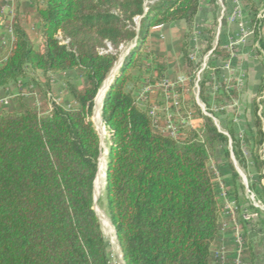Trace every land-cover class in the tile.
Wrapping results in <instances>:
<instances>
[{
    "label": "trees",
    "instance_id": "16d2710c",
    "mask_svg": "<svg viewBox=\"0 0 264 264\" xmlns=\"http://www.w3.org/2000/svg\"><path fill=\"white\" fill-rule=\"evenodd\" d=\"M21 1L36 2L37 39L23 20ZM199 1L152 0L144 13L145 0H16L13 40H7L8 48L0 49V91L23 83L30 74L39 76L49 110L40 113L22 105L18 111L0 112V264H111L94 211L101 145L91 118L97 95L117 63L118 49L134 41L137 44L100 109L109 136L105 212L123 262L220 264L216 254L231 220L209 162L228 138L197 107L195 117L203 120L202 125L172 137L155 128L150 103L139 102L128 89L130 82L137 85L140 74L148 70L140 58L147 30L180 21L190 24ZM247 3L255 9L253 0ZM141 16L136 31L135 19ZM9 18L0 10V33ZM252 23L264 55L259 34L264 18ZM212 55L223 60L230 57L219 45ZM186 62L190 67L187 58ZM210 66L215 68L213 62ZM71 71L79 73L78 84L64 81L66 105H62L50 93L52 77ZM208 83L211 79L206 75L199 99L210 110L213 97ZM219 90L225 92L224 85ZM252 115L253 126L242 137L247 158L231 129L228 135L240 168L256 177H247V190L264 206L262 87L252 102ZM229 174L226 196L232 198L235 220L244 233L241 263L261 264L247 231L251 221L247 212L257 214L255 226L262 231L264 214L251 205L244 207L248 203L241 196L245 186L231 164ZM233 256H229L230 264Z\"/></svg>",
    "mask_w": 264,
    "mask_h": 264
},
{
    "label": "rangeland",
    "instance_id": "374dc122",
    "mask_svg": "<svg viewBox=\"0 0 264 264\" xmlns=\"http://www.w3.org/2000/svg\"><path fill=\"white\" fill-rule=\"evenodd\" d=\"M15 2L16 0H0L1 14L10 16L9 20L4 22V29L0 33V49L2 50L8 48V39L13 40L11 29ZM151 2L152 0H145L144 13L147 11V5ZM253 2L255 9L248 5L247 0H215V2L200 0L198 12L190 24L180 21L147 30L140 58L148 70L145 69L140 74L137 85L130 82L128 89L133 91L136 98L145 92L143 98L138 101L146 100L152 106L151 108L156 107L160 112L158 127L162 130L170 121L177 128L176 136L189 128L197 129L202 125L203 120L195 117V107L200 110L203 116L211 118L218 131L228 138L227 145L220 148L209 162L220 195H226L229 190V167L231 164L240 177L241 183L245 186V194L241 196L245 195L244 199L248 203H245L244 207L247 208L251 205L264 214V206L259 205L255 198L252 200V196L247 195V177L249 176L251 179L256 177L248 175V170L244 171L240 168L234 156V144L228 135V130L231 129L235 139L240 140V150L247 158V147L242 142V137L253 126L252 102L257 97L258 89L264 88V55L255 40L252 23L255 18H264V1L253 0ZM41 6L42 4H40ZM20 7L23 20L32 28V37L37 39L39 32L36 28V2L21 1ZM142 19L143 16L135 19L136 31L140 30ZM259 34L264 41V26ZM136 44L137 42L134 41L118 49L117 63L104 85L110 78L113 80L116 75H119L121 66ZM217 45L229 53V59L223 60L212 55V50ZM186 58L191 64L190 67L187 65ZM212 62L215 65L214 69H210ZM160 68L163 69V79L161 80L158 79ZM114 71H116L115 75H113ZM216 71H218L217 74ZM78 74L77 71H73L67 76L52 77L50 93L58 103L66 105L64 81L78 84ZM206 75L211 79V83L207 85L209 93L213 97V101L210 103L211 111L199 99L200 85ZM150 78L154 80L152 84L149 82ZM133 79L135 80V77ZM221 84L224 85L225 92L218 91ZM162 85L166 86L167 90L163 91ZM178 88L180 91H177ZM43 89L44 81L39 76L28 75L23 83L9 88L8 96L12 100L4 110L18 111L22 105H28L36 108L40 113H44L48 105L42 97ZM231 91L235 92L236 96H233ZM174 100L178 105L172 104ZM159 102L163 103L162 107L158 104ZM101 105L102 102L98 107V118L96 117V98L91 120L100 138V159L106 163L109 136L100 118ZM161 112H164L165 115H162ZM225 153H228V158L225 157ZM262 183L264 184V180ZM104 188L105 179L98 189L94 188V211L102 228L111 264H124L115 230L105 212ZM225 199V208L235 211L232 198L227 196ZM247 214L251 218L247 225V231L252 239L253 251L260 263L264 264V231L255 226L257 214L250 210ZM234 216L236 219V213ZM224 221L228 224L227 218ZM238 228L239 234L242 236L243 229ZM229 229L228 233L224 235L226 239L221 245L228 255V264L231 262L229 256H233L231 244L235 238L232 226Z\"/></svg>",
    "mask_w": 264,
    "mask_h": 264
},
{
    "label": "built area",
    "instance_id": "2783aa9c",
    "mask_svg": "<svg viewBox=\"0 0 264 264\" xmlns=\"http://www.w3.org/2000/svg\"><path fill=\"white\" fill-rule=\"evenodd\" d=\"M162 88H163V91L167 90V87L164 85H162ZM144 93L145 92H142L141 94H139L138 100L143 98ZM166 99H168V98L166 97ZM10 100H11V98H8V97H4V98L0 99V112H1V110H3L5 108V106H7L9 104ZM172 104L174 106L178 105L176 100H174L172 102ZM150 115L153 118V123H154L155 128L160 129L158 127V120H159L158 109L156 107H153L150 110ZM168 122H169L168 125L165 128H163L162 131L168 132L170 134V136L175 137L176 134H178L177 128L174 127L170 121H168ZM247 195L252 196L251 199L253 200L254 196L252 193H250L249 190H247ZM222 197H223V199H225V197H227V196L225 194H223ZM258 204L260 205V203H258ZM226 210H227V215L231 218L230 219L231 220V226H232L233 233L235 234V238L233 240L235 249H234V256L232 259V264H242L241 263V254H242V250L244 247L242 236L239 234V228H238L239 226L235 220L234 211L231 208H226ZM216 257L220 259V264H226L227 256H226V250L224 247L216 254Z\"/></svg>",
    "mask_w": 264,
    "mask_h": 264
},
{
    "label": "bare ground",
    "instance_id": "6f19581e",
    "mask_svg": "<svg viewBox=\"0 0 264 264\" xmlns=\"http://www.w3.org/2000/svg\"><path fill=\"white\" fill-rule=\"evenodd\" d=\"M115 72L116 71L113 72V75H115L114 74ZM111 79L112 78H110V80H108L106 82V84L104 85V87L102 88V90L97 95L96 117H98V118H99L98 107L101 104L102 100L104 99V96L106 95V92L108 90V86L112 82ZM104 172H105V162H104L103 159H100L99 166H98V175H97V178H96V181H95V187H96V189H98V187L102 184V182L105 179Z\"/></svg>",
    "mask_w": 264,
    "mask_h": 264
},
{
    "label": "crops",
    "instance_id": "0c3cea01",
    "mask_svg": "<svg viewBox=\"0 0 264 264\" xmlns=\"http://www.w3.org/2000/svg\"><path fill=\"white\" fill-rule=\"evenodd\" d=\"M73 71H71V72H68V73H65V74H61V75H56V76H67V75H69L70 73H72ZM54 77V76H53ZM78 77H79V74H78ZM53 81V80H52ZM8 93H9V89H7V90H5V91H0V99L1 98H4V97H8V98H11L10 96H8ZM12 100V99H11ZM64 100H65V98H64ZM48 107V106H47ZM5 109V108H4ZM3 109V110H4ZM47 110L44 112V113H46V112H48V110H49V107L48 108H46ZM223 239H226V238H223Z\"/></svg>",
    "mask_w": 264,
    "mask_h": 264
},
{
    "label": "water",
    "instance_id": "95a60500",
    "mask_svg": "<svg viewBox=\"0 0 264 264\" xmlns=\"http://www.w3.org/2000/svg\"><path fill=\"white\" fill-rule=\"evenodd\" d=\"M118 78V75H116L114 78H113V80H112V82L110 83V85L116 80ZM110 85L108 86V88L110 87ZM108 91V90H107ZM106 96V95H105ZM105 96H104V98H105ZM104 100V99H103ZM102 100V101H103ZM106 170H107V162L105 163V172H104V177L106 178ZM98 175V174H97ZM97 178V177H96ZM94 204H95V196H94Z\"/></svg>",
    "mask_w": 264,
    "mask_h": 264
}]
</instances>
